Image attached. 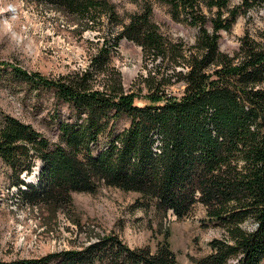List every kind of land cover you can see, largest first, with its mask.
<instances>
[{"label":"trees","instance_id":"trees-1","mask_svg":"<svg viewBox=\"0 0 264 264\" xmlns=\"http://www.w3.org/2000/svg\"><path fill=\"white\" fill-rule=\"evenodd\" d=\"M32 1L74 17L99 40L91 42L86 67L59 78L17 69L55 97L51 136L11 114L0 118V156L13 183L26 186L22 198L54 216L72 205L75 192L101 187L137 193V205L155 216L181 220L201 205L203 224L219 227L223 237L194 264H263L264 31L245 32L233 51L220 41L264 0H136L138 10L126 15L111 0ZM157 7L194 27L195 39L163 30ZM124 38L141 47L146 71L130 88L114 64ZM37 160L38 183L25 182ZM169 238L155 248L131 246L113 232L0 264H180Z\"/></svg>","mask_w":264,"mask_h":264},{"label":"rangeland","instance_id":"rangeland-1","mask_svg":"<svg viewBox=\"0 0 264 264\" xmlns=\"http://www.w3.org/2000/svg\"><path fill=\"white\" fill-rule=\"evenodd\" d=\"M123 15L138 10L136 0H111ZM239 3L241 0H231ZM155 20L172 36L192 42L196 29L171 21L165 8L157 7ZM233 32L222 31L220 48L233 51L245 32L258 36L264 31V5L237 18ZM72 16L53 6L32 0H0V118L13 115L51 136L48 124L54 106L53 91L35 88L24 74L40 72L47 78L86 67L93 55L91 42L98 32L85 30ZM102 36V33L100 34ZM126 39V40H125ZM114 64L120 69L125 86L130 88L143 68V52L124 38ZM178 91L177 87H173ZM40 162L22 177L38 183ZM14 175L0 156V260L14 261L58 250L77 248L96 241L99 235L117 232L131 246L150 245L169 240L180 264H194L195 259L212 251L209 242L223 237L219 227L203 224L204 207L198 205L193 216L184 219L170 213L155 216L137 205L139 195L116 187H101L97 193L75 192L74 201L55 216L46 207L33 208L13 183ZM247 226H252L248 223ZM228 264H237L236 258ZM264 264V263H263Z\"/></svg>","mask_w":264,"mask_h":264},{"label":"water","instance_id":"water-1","mask_svg":"<svg viewBox=\"0 0 264 264\" xmlns=\"http://www.w3.org/2000/svg\"><path fill=\"white\" fill-rule=\"evenodd\" d=\"M40 167H41V164H40ZM40 167L38 168L39 170H41Z\"/></svg>","mask_w":264,"mask_h":264},{"label":"bare ground","instance_id":"bare-ground-1","mask_svg":"<svg viewBox=\"0 0 264 264\" xmlns=\"http://www.w3.org/2000/svg\"><path fill=\"white\" fill-rule=\"evenodd\" d=\"M126 40V39H125Z\"/></svg>","mask_w":264,"mask_h":264}]
</instances>
